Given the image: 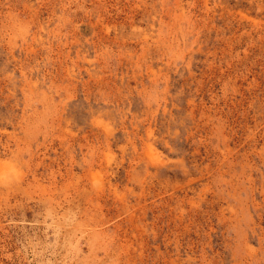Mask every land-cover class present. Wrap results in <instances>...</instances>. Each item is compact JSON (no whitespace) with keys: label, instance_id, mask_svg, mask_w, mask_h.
Here are the masks:
<instances>
[{"label":"rangeland","instance_id":"1","mask_svg":"<svg viewBox=\"0 0 264 264\" xmlns=\"http://www.w3.org/2000/svg\"><path fill=\"white\" fill-rule=\"evenodd\" d=\"M0 264H264V0H0Z\"/></svg>","mask_w":264,"mask_h":264}]
</instances>
